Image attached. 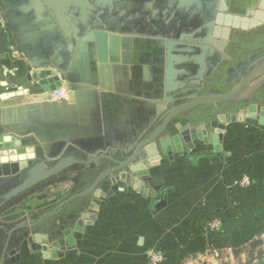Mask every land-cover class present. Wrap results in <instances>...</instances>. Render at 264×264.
I'll use <instances>...</instances> for the list:
<instances>
[{
    "label": "crops",
    "instance_id": "0c3cea01",
    "mask_svg": "<svg viewBox=\"0 0 264 264\" xmlns=\"http://www.w3.org/2000/svg\"><path fill=\"white\" fill-rule=\"evenodd\" d=\"M233 8L264 14V0H0V11L8 17L0 16V110L27 133H7L4 138L16 145L28 143L22 155L14 149L0 151V172L6 166L7 176H14L34 156L56 148L75 147L91 155L107 149L126 152L170 105L188 99L198 87L200 93L217 90L243 50L229 47L238 30L230 28L220 49L206 25L217 13L226 16ZM240 31L245 35L244 52L264 45V37L251 44L258 33L264 35V17H258L257 26ZM110 34L118 40L110 39ZM123 37L131 48L163 41L161 94L151 99L131 94L138 83L151 80L148 64L142 65L139 80L132 79L129 68L126 76L113 72L110 57L114 51L118 56L122 52ZM168 40L174 42L170 49ZM70 81L96 90L99 125L92 124L89 105L76 107L75 115L79 124L82 120L89 132L98 134L64 142L39 141L29 125L42 134L61 130V104L92 100L87 91L81 98L78 90L67 91ZM57 88L65 91L62 100L53 97ZM260 104L212 115L202 122L204 128L195 120L200 139L188 143L170 137L175 130L171 124L166 153L157 146L155 155L140 161L142 168L119 172L115 182L104 181L95 194L72 201L34 228L13 231L2 264H147L148 249H156L163 239L181 243L215 214L246 221L257 204L256 193L264 192V115L259 110L264 102ZM211 119H216V127ZM243 178L256 181L258 188L239 186ZM71 185L60 178L18 195L9 211L3 214L1 209L0 227L7 231L22 219L36 220L52 211L68 196L65 190ZM70 212L74 218L68 221ZM69 226L72 247L57 248L53 258L36 248L42 242L35 241L34 232L51 243ZM213 250L190 257L204 256L215 264L213 257L218 256ZM189 260L184 258L187 264Z\"/></svg>",
    "mask_w": 264,
    "mask_h": 264
},
{
    "label": "water",
    "instance_id": "95a60500",
    "mask_svg": "<svg viewBox=\"0 0 264 264\" xmlns=\"http://www.w3.org/2000/svg\"><path fill=\"white\" fill-rule=\"evenodd\" d=\"M3 3V2H2ZM4 4V3H3ZM5 6V4H4ZM232 13L229 15H222L217 13L215 19L207 23L206 27H211L212 43L219 47L220 49L226 44V39L229 36L230 28L235 30H246L258 25V17H264L263 13H256L254 15L251 11L233 8ZM250 12V13H249ZM260 14V15H259ZM247 15H254V18H250ZM0 16L8 19L4 11H0ZM101 35L102 39H105L106 35L98 33ZM110 39L115 42L118 40V36L110 34ZM129 41V39H127ZM125 38H122V52L116 54L114 51L113 56L110 57V62L112 63L113 72L122 71L124 76L127 75L128 68L131 71V77L133 80H139L141 78L140 70H142V65H150L151 68V80L142 81L138 83L137 88L132 91V95L144 98H154L156 95L162 93L163 78L162 63H163V53L164 48L159 43L152 42L153 46L149 45H133L131 48L129 45L124 43ZM2 43V31L0 28V44ZM174 44L173 41H167V47ZM130 49H133L131 51ZM234 74L231 76L230 80H226L230 83L235 80V83L225 91H204L200 93L201 88L198 87L197 91L189 95L188 99H184L179 103H175L166 108L158 118L151 123L148 129L141 132L139 139L133 145V147L124 151L122 149H107L104 152L94 153L93 155L85 153L86 158L78 157L75 154H65L67 151L66 147L61 149L60 155L57 158H50L46 154H43L41 158L32 163L30 166L24 167L23 179L16 185L5 191L1 198L2 202L0 205L14 198L25 191L33 188L35 185L43 182L44 180L54 177L66 170L73 164H83L89 166L91 163L93 167L97 170L91 181L84 186L82 189L75 191L68 196L60 200L55 208L48 213H45L36 220L33 219H22L21 221L12 225L6 231V239L4 241L3 248L0 253V264H2L3 258L6 254L8 241L10 235L13 231H16L22 227H35L38 223L47 219L49 217L55 216L60 213L69 203L78 199H84L92 194H95L98 187L104 182L110 180L115 182L116 176L119 172L136 171V166L141 167L140 161L148 159L151 155H155L157 152V146L161 148V151L166 153L165 144L168 143L171 136L177 141H188L193 139H200V134L198 133V126L193 123L198 120L201 127H205V120L212 118V115L216 114H228L229 110L233 105L244 104L245 106L254 107V97L259 89L264 88V47L256 52L250 54L248 59L239 61L235 68H230ZM86 83L89 80L86 79ZM67 91L78 90L76 93L78 98L82 97L83 91H87V94L92 95V100H80L77 101L75 105L61 104L62 119L59 122H64L59 128L61 130L45 131V134L39 133L38 128L36 129L34 125H29L30 130L35 133L39 141H51V142H64V140L81 138L90 135H97L98 132H89L82 120L80 124L76 118L75 112L76 107L88 106V111L91 116V121L93 125H99L100 121L97 118V95L96 90L85 85L73 84L71 81L65 86ZM38 98L42 95H37ZM47 97V96H45ZM171 99H174L172 97ZM73 99L70 98V101ZM260 115H264V108L259 109ZM84 113L82 112V115ZM96 116V117H95ZM220 119L223 120L224 117L219 115ZM30 117V116H29ZM7 116V112L0 110V151L14 149L16 154H25L27 142H19L18 145L12 140H7L4 135L10 133L12 135L23 136L26 135V129H20L21 126L17 123H10ZM33 120V118H29ZM216 121V119H215ZM214 119H211V125L216 127L217 124ZM173 124L175 130L172 134L168 135V127ZM56 126V124L54 123ZM25 129V130H24ZM43 135V136H42ZM95 152V151H94ZM104 161H106L104 163ZM105 164V167L102 165ZM142 168V167H141ZM21 171L16 173L20 174ZM138 174H142V171ZM0 178H8L6 166H3V170L0 172ZM70 226L64 227L60 235L52 240L51 243L48 239H40L41 233L34 232V238L36 242H42V245L37 244L36 248H41L48 253L50 258L56 256L57 248L64 250L68 247L73 246V238L70 232ZM45 236V235H44ZM50 243V247L48 244Z\"/></svg>",
    "mask_w": 264,
    "mask_h": 264
},
{
    "label": "trees",
    "instance_id": "16d2710c",
    "mask_svg": "<svg viewBox=\"0 0 264 264\" xmlns=\"http://www.w3.org/2000/svg\"><path fill=\"white\" fill-rule=\"evenodd\" d=\"M255 182L251 180L252 188L259 186ZM256 196L257 204L253 210L254 212L252 211V214L242 223L237 221H234V223L226 214H215L213 217H218L222 221V226L215 231L204 233L202 226L197 227L192 229L190 235L184 241L173 245L163 239L156 248L164 254V260L160 264H175L186 257L203 253L208 248L220 250L224 247H230L235 249L251 241L257 244L259 241H255L256 238L264 232V192L256 193ZM71 213L66 215L68 221L74 218ZM5 230V228L0 227V253L6 236ZM164 242L169 245H164Z\"/></svg>",
    "mask_w": 264,
    "mask_h": 264
},
{
    "label": "rangeland",
    "instance_id": "374dc122",
    "mask_svg": "<svg viewBox=\"0 0 264 264\" xmlns=\"http://www.w3.org/2000/svg\"><path fill=\"white\" fill-rule=\"evenodd\" d=\"M258 118L259 117L257 116V119H255L254 121H258ZM59 151L60 149L56 148L55 150L47 154V156H49L50 158H57L60 155H64V153L60 154ZM66 151L67 152L65 154H75L78 157L80 156L81 158L85 156L84 153L80 152L79 150H76L75 147H69L67 148ZM41 157L42 155L34 156L32 159L27 161V163L25 164V167L30 166L32 163H34ZM24 170H22V172L18 175H14L11 177L9 176L8 178H4V179L0 178V195L19 182L20 177L23 176ZM96 171L97 170L93 167L92 164H90L89 166H85L83 164H73L70 167H68L66 170L59 173L58 175L54 177H50L44 180L42 183L52 181V180H59L60 178L61 179L66 178L67 180H70L73 183V185L69 186V188L67 187L65 190V194L69 195L75 191L82 189L86 185V183H88V181L91 178H93ZM16 201H17V196L3 202L0 205V216L2 215L1 209H3V214H5L6 211H9L8 207L13 205L14 202ZM255 241H259V242L257 244H254V241H251L245 245H242L241 247H238L235 249L231 248V250H226L230 248L228 247L223 250L221 249L222 252L219 250H213L212 253L214 252L213 254H215V256H218V257H213L215 259V264H264V232L260 236H258ZM165 244L173 245L175 243L171 241L169 242V244L164 242V245ZM209 257H212V256H209ZM175 264H187V263L183 259ZM188 264H213V263H211L210 260H206L205 257L203 256L199 258H192L191 260L188 261Z\"/></svg>",
    "mask_w": 264,
    "mask_h": 264
},
{
    "label": "flooded vegetation",
    "instance_id": "af4514ba",
    "mask_svg": "<svg viewBox=\"0 0 264 264\" xmlns=\"http://www.w3.org/2000/svg\"><path fill=\"white\" fill-rule=\"evenodd\" d=\"M243 32H244V31H240V30H238V31H236V32L233 34V36H232V43H231V45L229 46V47L232 49V51H233V50H234V51H238L239 49L243 50V51H241V56L237 57L236 62L232 65V68H235V67H236V64H237L239 61H243V60L248 59V57L250 56V54H252L253 52H256V51H258L259 49H261V48L264 47V45H263L261 48H259V49H257V50L249 51V52H244V50H245L244 48H245L246 46L244 45V42L241 41V39H243L244 36H245ZM243 35H244V36H243ZM263 37H264V35H262L261 33H258V34L255 36L254 39H251V40H252V41H251V44H253V42H255V40L261 41V40L263 39ZM230 68H231V67H230ZM233 74H234V73H233L232 71L228 70V72H227V76H226V78H225V80H224L225 84H222L221 86H219L217 90H212V91L222 92V91H225V90H227L228 88H230V87L235 83V80L232 81V82H230V83H227L226 80H227V79L230 80V78H231V76H233ZM261 102H264V88L259 89V90L256 92L255 97H254V103H256V104L259 105ZM242 107H245V105H244V104H236V105H233V106H232L231 110H233V109H238V108H242ZM79 157H80V156H79ZM84 158H86V157L84 156L83 159H84ZM105 162H106V161H104V163H105ZM105 166H106L105 164L102 165V167H105ZM22 179H23V176L20 177L19 182H20ZM2 194H3V193H2ZM2 194L0 195V202H2V198H1Z\"/></svg>",
    "mask_w": 264,
    "mask_h": 264
},
{
    "label": "built area",
    "instance_id": "2783aa9c",
    "mask_svg": "<svg viewBox=\"0 0 264 264\" xmlns=\"http://www.w3.org/2000/svg\"><path fill=\"white\" fill-rule=\"evenodd\" d=\"M12 48L11 46H9ZM53 97L56 100H62L65 97V91L63 88H57L53 91ZM238 185L241 187H249L251 185V181L248 178H243L238 182ZM222 226V221L218 217L211 216L206 220L202 229L204 233L212 232L219 229ZM147 264H160L164 260V254L157 249L150 248L146 252ZM191 260V257H189Z\"/></svg>",
    "mask_w": 264,
    "mask_h": 264
}]
</instances>
